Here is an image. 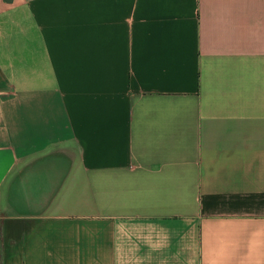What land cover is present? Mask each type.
Segmentation results:
<instances>
[{"label": "crops", "instance_id": "crops-1", "mask_svg": "<svg viewBox=\"0 0 264 264\" xmlns=\"http://www.w3.org/2000/svg\"><path fill=\"white\" fill-rule=\"evenodd\" d=\"M0 264H264V0H0Z\"/></svg>", "mask_w": 264, "mask_h": 264}]
</instances>
